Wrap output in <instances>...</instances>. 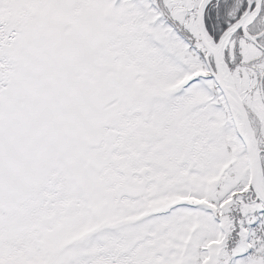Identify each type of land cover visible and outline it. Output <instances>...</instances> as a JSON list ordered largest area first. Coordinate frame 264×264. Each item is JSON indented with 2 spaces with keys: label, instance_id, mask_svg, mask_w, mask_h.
Here are the masks:
<instances>
[{
  "label": "snow or ice",
  "instance_id": "snow-or-ice-1",
  "mask_svg": "<svg viewBox=\"0 0 264 264\" xmlns=\"http://www.w3.org/2000/svg\"><path fill=\"white\" fill-rule=\"evenodd\" d=\"M0 264H264V0H0Z\"/></svg>",
  "mask_w": 264,
  "mask_h": 264
}]
</instances>
